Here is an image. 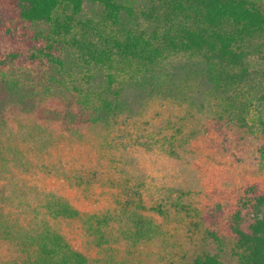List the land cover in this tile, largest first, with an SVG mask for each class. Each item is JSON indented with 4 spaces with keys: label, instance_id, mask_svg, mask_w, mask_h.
<instances>
[{
    "label": "trees",
    "instance_id": "1",
    "mask_svg": "<svg viewBox=\"0 0 264 264\" xmlns=\"http://www.w3.org/2000/svg\"><path fill=\"white\" fill-rule=\"evenodd\" d=\"M201 97L219 108L223 144L253 132L252 111H264V0H0V121L34 115L75 131L153 98ZM49 197L58 215L80 216ZM223 215L216 206L202 220L212 228ZM223 225L237 264H264V189L246 186ZM37 237L31 263L87 264L50 227ZM195 263L224 264L212 254Z\"/></svg>",
    "mask_w": 264,
    "mask_h": 264
},
{
    "label": "rangeland",
    "instance_id": "2",
    "mask_svg": "<svg viewBox=\"0 0 264 264\" xmlns=\"http://www.w3.org/2000/svg\"><path fill=\"white\" fill-rule=\"evenodd\" d=\"M210 104L207 97L153 98L133 116L75 131L7 115L0 219L10 220L0 221V264H44L31 259L47 227L87 264H196L205 254L237 264L223 222L246 186L264 189V153L256 150L264 137L254 130L264 111H252L253 132L228 146L212 122L219 108ZM50 195L80 216L58 215ZM216 206L224 215L211 228L202 216Z\"/></svg>",
    "mask_w": 264,
    "mask_h": 264
}]
</instances>
